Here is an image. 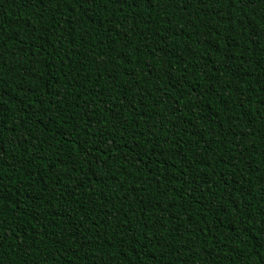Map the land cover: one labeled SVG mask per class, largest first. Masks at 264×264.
Masks as SVG:
<instances>
[{
    "label": "trees",
    "instance_id": "obj_1",
    "mask_svg": "<svg viewBox=\"0 0 264 264\" xmlns=\"http://www.w3.org/2000/svg\"><path fill=\"white\" fill-rule=\"evenodd\" d=\"M0 264H264V0H0Z\"/></svg>",
    "mask_w": 264,
    "mask_h": 264
}]
</instances>
